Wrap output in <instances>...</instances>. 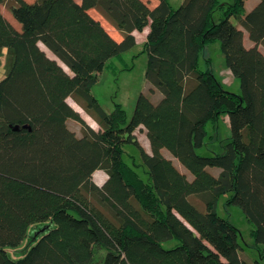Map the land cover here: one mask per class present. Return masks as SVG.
<instances>
[{"label":"trees","instance_id":"1","mask_svg":"<svg viewBox=\"0 0 264 264\" xmlns=\"http://www.w3.org/2000/svg\"><path fill=\"white\" fill-rule=\"evenodd\" d=\"M3 4L20 28L0 10V50L12 51L0 78V264H254L239 252L238 228L217 212L223 194L251 224L264 257V0L248 11L245 0H183L176 8L168 0ZM145 27L141 52L153 98L140 93L127 121L119 104L106 112L91 88L109 59L137 44L133 31ZM214 41L240 93L228 91L210 67L197 69ZM225 115L223 138L218 121ZM142 128L149 151L136 135ZM126 144L138 149L140 163L124 161ZM203 146L212 154H198ZM96 169L107 174L102 185L93 180ZM33 224H45L44 231L10 255ZM173 239L174 246L162 245Z\"/></svg>","mask_w":264,"mask_h":264},{"label":"rangeland","instance_id":"2","mask_svg":"<svg viewBox=\"0 0 264 264\" xmlns=\"http://www.w3.org/2000/svg\"><path fill=\"white\" fill-rule=\"evenodd\" d=\"M144 1H147L150 6H153L156 0ZM168 1L173 8L178 7L183 2V0ZM221 1L231 2L232 0ZM255 1L256 0H247L245 10H250V8L257 2ZM0 10L7 19H9L8 17H11V20H9L16 28H20V24L13 18L10 11L4 4L0 6ZM90 13L98 16V12L94 9H91ZM101 21L107 28L112 29L111 24H109L104 18H101ZM232 21L235 22L234 19H232ZM136 37L138 43L134 47L121 53L119 56L109 59L107 65L98 74L97 82L91 88V94L97 98L99 104L106 112L111 111L115 104H119L126 112L127 121H129L132 116L137 97L140 93L150 94L153 98V95L148 90L149 83L145 77L147 57L144 52H141V43L145 39L144 30L138 31L136 33ZM11 62V49H1L0 78L8 72ZM207 67H210L213 73L218 76L221 81L225 82L224 86L228 91L240 93L239 81L225 65L218 41L208 43L200 54L197 69L204 70ZM225 70L229 72H225ZM70 125L73 126L72 121L70 122ZM218 125L221 136L223 138L227 137L229 135V128L226 126L223 117L219 118ZM206 128L209 132L213 133L212 123H207ZM136 135L140 143L143 146L148 147L145 132L137 129ZM196 151L198 154L203 156L212 154L211 150L206 146L199 147ZM162 152L164 155L173 158L175 164L179 166L181 170L187 172L189 176H192V174L176 158H174L167 149L163 148ZM123 159L130 165L133 163H140L138 149L132 144H126L124 146ZM135 168L143 177L145 176L142 166L138 165ZM227 197L228 194H223L219 198L217 203V212L220 216L228 219L238 228L240 233V254L251 263L264 264V257H261L253 246V241L250 235V230L252 228L251 224L246 220L241 209L237 205H229L225 202ZM44 229L45 224L31 225L24 241L16 248L7 249L9 254L12 256L22 254V252L36 239L39 234L44 231ZM176 243L177 241L173 239L168 242H163L162 245L168 248L174 246Z\"/></svg>","mask_w":264,"mask_h":264},{"label":"crops","instance_id":"3","mask_svg":"<svg viewBox=\"0 0 264 264\" xmlns=\"http://www.w3.org/2000/svg\"><path fill=\"white\" fill-rule=\"evenodd\" d=\"M76 1H80V0H76ZM246 1L247 0H245V4H244V7L246 6ZM257 1V0H256ZM255 1V2H256ZM157 3V0L154 2V5ZM252 8V7H251ZM91 9H94V8H91ZM91 9H89V12H90V10ZM95 10V9H94ZM91 14V13H90ZM92 15V14H91ZM93 17H95L96 19H98V20H100V22L102 23V21H101V18H103V17H101V15L98 13V16H95V15H92ZM10 20H11V17H8ZM8 19V20H9ZM9 20V21H10ZM11 22V21H10ZM103 24V23H102ZM103 26L107 29V31L116 39V40H120L121 39V33L118 31V30H116L113 26H112V29H109V28H107L104 24H103ZM114 30V31H113ZM144 36L146 35V33H147V31H148V27H145L144 29ZM138 31L137 30H134L133 31V34L135 35V37H136V33H137ZM136 40H137V37H136ZM137 43H138V41H137ZM244 43H245V45L248 47V46H251L252 44H253V42L252 41H250L249 39H248V37H247V33L244 31ZM39 46L46 52V54L49 56V57H51V58H54V59H56V60H58L57 59V57L43 44V43H41V42H39ZM259 48L262 50V52L264 53V47L262 46V45H260L259 46ZM58 62H60L59 60H58ZM61 63V62H60ZM229 70V69H228ZM227 70H225V72H226ZM227 72H229V71H227ZM231 72V71H230ZM222 83H223V85H225V82H223L222 81ZM225 87V86H224ZM67 102L76 110V111H78L79 113H80V115H81V117L92 127V128H94L95 130H97L98 129V125H97V123L94 121V119L93 118H91L71 97H67ZM223 119H224V122H225V124H226V126L229 128V124H228V117H227V115H225V116H223ZM73 122V126H71L70 125V122ZM68 124H69V126H70V128L71 129H73L77 134H79L80 133V126H79V124L76 122V121H74V120H69L68 121ZM93 124H95V125H93ZM96 126V127H95ZM142 130L144 131V129L142 128ZM147 142H148V140H147ZM147 151H149V142H148V147H146V146H143ZM93 180H94V182L96 183V184H98V185H102L103 184V182L106 180V178H107V174H106V172L103 170V169H96L94 172H93Z\"/></svg>","mask_w":264,"mask_h":264}]
</instances>
